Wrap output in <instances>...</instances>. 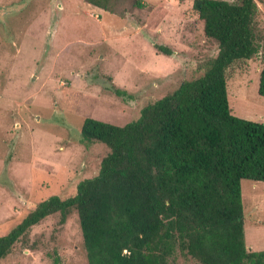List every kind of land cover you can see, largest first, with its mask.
Instances as JSON below:
<instances>
[{"label":"rangeland","instance_id":"rangeland-1","mask_svg":"<svg viewBox=\"0 0 264 264\" xmlns=\"http://www.w3.org/2000/svg\"><path fill=\"white\" fill-rule=\"evenodd\" d=\"M0 0V236L51 195L71 196L108 147L86 143V117L116 125L203 73L217 52L193 0ZM264 28V8L260 5ZM155 44L172 51L165 54ZM261 56L227 72L232 115L264 123ZM116 91L120 93L117 94ZM244 243L264 250V181H241ZM45 217L0 264H88L76 212ZM170 264H199L176 250Z\"/></svg>","mask_w":264,"mask_h":264},{"label":"trees","instance_id":"trees-1","mask_svg":"<svg viewBox=\"0 0 264 264\" xmlns=\"http://www.w3.org/2000/svg\"><path fill=\"white\" fill-rule=\"evenodd\" d=\"M109 10L115 0H85ZM136 4L141 6L138 0ZM264 0H193L216 54L202 74L182 80L116 125L84 118L81 137L108 147L96 175L73 195L39 201L0 236V260L32 226L76 212L88 264H170L176 250L199 264H264L244 243L241 181H264V123L232 115L227 72L261 56ZM171 54L167 46L154 45ZM119 94V91H116ZM258 94L264 98V68ZM53 264H61L56 250Z\"/></svg>","mask_w":264,"mask_h":264}]
</instances>
